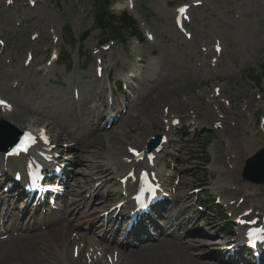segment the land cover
<instances>
[{"label":"rangeland","instance_id":"374dc122","mask_svg":"<svg viewBox=\"0 0 264 264\" xmlns=\"http://www.w3.org/2000/svg\"><path fill=\"white\" fill-rule=\"evenodd\" d=\"M35 1L36 5L31 9L26 0H13L14 4L10 6L7 5V0H0V32L5 43L0 55V88L1 92L8 96L9 92L13 97L31 99L32 102H28L35 108L44 110L48 107L65 125L70 124L73 129L78 130L76 138H83L92 132L91 130H95L89 141L81 147L89 151L88 154H83V158H88L90 162L84 161V165L74 166L73 172L76 174L68 185L73 187L69 192L67 190L66 200L61 204L65 207L66 203L70 205L82 200L81 205H70L69 213L79 205L81 210L93 213V208L84 207L88 205L86 202L91 203V198H88L85 191L98 180V177H93L92 173L95 171L90 163H103L102 160H105L107 152L111 149L107 139L113 150L124 151L127 145L135 146L133 142L142 146L144 137L167 133L160 116L151 124L149 115L143 113L149 111L150 105L155 102L160 110L161 105L170 106L168 103L176 100L185 101L188 105L174 109L175 116L189 117L193 114L197 118L193 125L197 130L188 135L175 136L170 131L166 134L170 139L176 138L178 142H172L165 152L159 154L160 159L157 161L160 169L165 171V178L173 172L180 175L179 195L177 199H173L172 206H193L195 197H189V191L198 185H205L201 190L208 192L199 194V202L194 209L197 210L199 205H209L211 196L215 195L217 189L232 184L229 183L231 175L220 178V174L224 173L231 163L229 158L241 151L236 163L238 167L241 160V172L246 158L264 145V134L256 128L259 116L264 114L263 100L260 99V89L264 90V0H198L202 5L190 13L191 22L186 28L190 39L185 38L176 29L173 18L176 7L184 3L190 4L194 0H133L131 10L138 19L144 41L137 43L130 40L120 43L117 37L112 38L113 42L108 44L110 49L105 51L101 79H97L94 74L92 55L100 50L97 44L106 41L108 37L102 36L101 29L94 27L93 19L89 15V1ZM123 2L124 0H121L118 4H113L110 12L119 14ZM68 28L77 41L73 49L64 43H68L65 36L69 35H64ZM33 33L39 34L38 41H31ZM86 33H89L88 38L80 42V37ZM146 33L150 36L148 39ZM54 39H57V42ZM30 44L35 45L31 48L34 59L32 66L25 68L23 63ZM56 44L62 56H70L69 68L59 65L47 67L45 64L49 52L43 55L41 50ZM215 45L221 48L219 57L213 53L212 48ZM138 56H143L146 66L152 62L154 73L146 72L143 75L145 79L139 85L136 84L137 91L132 93L135 99L127 110L128 114L114 127L106 130L105 122L110 106L106 107L105 99L113 85L109 87L105 71L106 74L109 71L112 76L110 81H116L118 76H124L131 67L132 60ZM213 57L218 59L217 63L211 60ZM38 67L44 70L39 73ZM249 73L260 78L258 86L250 81ZM85 87L88 89L85 90ZM214 87L219 88L220 97L216 99L219 102L211 103L209 110L217 114L221 102L224 101L221 110L226 115L222 120L227 129L235 130L237 140L232 137L230 130L210 131L212 121L216 120L215 115L208 120L200 116L205 112L204 102L214 97ZM74 90L77 91L75 98L79 97L78 100L73 98ZM144 94L150 95L145 97ZM118 100H122L119 93L114 96L113 105L117 106ZM69 113H73L76 118L73 122L69 121ZM238 114L241 117H238ZM35 120H29L28 123L47 125L45 120ZM49 128L55 141L60 140L58 146L74 148L71 150V157L78 158L80 151L75 149L78 147L76 142L69 139L63 144L61 131L54 125ZM238 140L242 143L241 148H238ZM227 150L233 152L232 156L227 154ZM222 151L225 152L223 162L219 163L215 157ZM96 152L100 158L94 160L90 153L95 157ZM206 159L210 160L208 164ZM86 165H89L88 168ZM231 165L233 166L232 163ZM240 172L234 175V179L242 186L252 189L248 192L249 200L258 205V202L262 201L264 188L242 182ZM88 174L90 175L87 177ZM98 185L94 186L95 189ZM112 185L106 186L91 197H101L108 189L115 191L117 188L111 187ZM173 185L175 186L174 183ZM81 186L86 187L82 189ZM257 190L261 193L259 199L254 196ZM76 212L77 209L69 217L73 219L74 224L81 226V230L77 231L81 233L88 226L82 223L78 215L76 217ZM195 217L193 224H187L190 230H197L201 221H206L210 227L215 228L216 233L221 230V225L216 226L212 220L213 216H207V212H197ZM62 224L66 225V222L63 221ZM185 240L192 242L188 236ZM208 252L203 249L196 251L203 254Z\"/></svg>","mask_w":264,"mask_h":264},{"label":"bare ground","instance_id":"6f19581e","mask_svg":"<svg viewBox=\"0 0 264 264\" xmlns=\"http://www.w3.org/2000/svg\"><path fill=\"white\" fill-rule=\"evenodd\" d=\"M29 47V49L34 48V45L32 46V44H30ZM46 51L41 50V53L45 54ZM84 89L87 90L88 87H85ZM8 94L9 96L6 94L4 95L10 98L9 101L10 103L14 104L15 109L8 111L3 110V108L0 107V120L12 121L18 129L23 131L27 129L26 125L28 124L29 120L36 121L35 118H37L38 120H45L47 122L46 129H48V131H51L49 127H51V125H54L59 131H61V137L67 138L68 140L71 139V141H75L76 145L80 147L78 148L80 153H77L78 158H74V160L76 161V165H84V161L90 162L88 158H83L85 157L84 155L88 154L89 151L83 150L81 149V147L89 141V139L91 138L90 135L94 133L95 130H91L92 132H89L83 138L79 137L81 139L76 138V133L78 132V130L73 129L70 124L65 125L58 116H55V114L50 111L48 107L44 110H41L29 104V102H32L31 99H24L20 96L13 97L10 96L9 92ZM177 101L178 100L172 103H168L170 104V106L163 105L165 107H169L170 115L174 114V109H180L188 105L185 101ZM163 106L161 105L162 109L159 110V107L155 102V104L150 105L149 111H147L148 109L146 110L147 112L143 111L144 114L149 115L152 122L151 124H153V122H156L158 116H164L163 114L165 111L163 109ZM67 116L70 122H73L76 119L73 113H69ZM201 116L202 118L208 120L209 117L212 116V113L211 111L206 110L205 112L201 113ZM239 116L240 114H238V117ZM47 118L49 119L47 120ZM164 118H169V113L168 117ZM189 120L190 117H187V121ZM230 127L234 128V126ZM227 128L228 127H226V129ZM227 130H230L232 132V137H235V140H237L235 130ZM145 139L146 138L144 137L142 140V144L144 143ZM237 143L238 148H241L242 143L239 142V140L237 141ZM133 144L137 146L135 142H133ZM138 149L140 150V148ZM232 153L233 152H230L228 155H231ZM124 154V151L120 152L112 149L108 152L107 157L105 158V164L110 163L113 168L107 167L106 169H102L101 167L105 165L102 166L99 163H90V166H92L95 171L94 175L103 176L109 174L110 171L112 175L122 179L132 168V166L128 163L130 159L128 153L126 152V154ZM223 154L224 152H221L219 156L216 157V160H218L219 163L222 162ZM90 156L95 158L94 160L100 158L98 152L95 153V157L92 153H90ZM2 157L3 154H1L0 158V166H2L3 168L11 169L22 164V161L20 159L12 158L4 162L2 160ZM88 166L89 165H86V168H88ZM75 174L76 173L71 174L72 179L74 178ZM223 177L224 174H220V178L222 179ZM97 192L98 189H96V193ZM113 195H115L116 199H118V193L116 191L113 193ZM231 200L232 199H229L227 201ZM233 209L236 210L237 208L233 206ZM80 215H83L86 220L90 221L91 226L94 225L92 222L94 221L96 216L91 217V215H86L85 212H80ZM34 220H36V218H34V215L30 216L29 221L25 220L21 224V228L27 224L28 228L26 230L18 231L17 234H6L7 236L3 240H0V264H107V261L104 262L102 261L103 259L101 257L97 256V253L99 251L110 258V264H208V262H211L212 260L208 257L209 255L207 254L201 255L196 253L198 249H204L207 247L203 246L200 243H191L184 241V238L178 236L177 233H175L174 229H172L169 236H157L156 240L155 238H150V240H147V242H142L136 248L124 247L122 245L111 246L110 244H105L102 246V249L99 250L95 249L98 244L93 240H90V238H87L86 236L81 237L79 241H77L76 239H71L70 230H80L79 225L74 224V221L71 219V217L69 218V220L67 219V221H65L68 224L70 223L68 226L62 224V222L66 220L65 216L62 221L60 219L50 220L46 218L44 219V221L40 219L39 224H36ZM184 221L185 220L181 216H179L174 219L173 223L181 225L182 227H180V230L185 232V236H187L191 233V231L189 229H186V227L183 225L182 222ZM16 223H19V220L12 224ZM173 223L171 224L170 221H165L163 223V226L165 227V229L171 228L173 227ZM39 225L44 226L45 229L41 231L39 229L40 227H38ZM111 225L112 223L109 222L108 226L110 227ZM85 240L86 246L81 249L79 246L80 244L84 243ZM70 245H72V247L74 245L78 246L79 256L76 259H73L70 253L68 254ZM84 251L86 252V254H84ZM85 256H87L88 258L84 260Z\"/></svg>","mask_w":264,"mask_h":264},{"label":"trees","instance_id":"16d2710c","mask_svg":"<svg viewBox=\"0 0 264 264\" xmlns=\"http://www.w3.org/2000/svg\"><path fill=\"white\" fill-rule=\"evenodd\" d=\"M92 4V17L94 19V23L96 25H100L103 28H110V34H114L117 30L124 31L129 35L136 34L135 24L130 17L126 14H123L121 17L117 18L114 15L108 14L107 8V0H95L91 2ZM250 78H253L251 74H249Z\"/></svg>","mask_w":264,"mask_h":264},{"label":"water","instance_id":"95a60500","mask_svg":"<svg viewBox=\"0 0 264 264\" xmlns=\"http://www.w3.org/2000/svg\"><path fill=\"white\" fill-rule=\"evenodd\" d=\"M10 127L0 123V150L7 151L10 148L12 140L16 137L17 134H11L9 130ZM252 170L254 173H251ZM246 172L250 175V179L262 182L264 178V150L257 154L246 168Z\"/></svg>","mask_w":264,"mask_h":264},{"label":"snow or ice","instance_id":"6c2138e0","mask_svg":"<svg viewBox=\"0 0 264 264\" xmlns=\"http://www.w3.org/2000/svg\"><path fill=\"white\" fill-rule=\"evenodd\" d=\"M0 103H2V102H0ZM137 155H138V153H137Z\"/></svg>","mask_w":264,"mask_h":264}]
</instances>
